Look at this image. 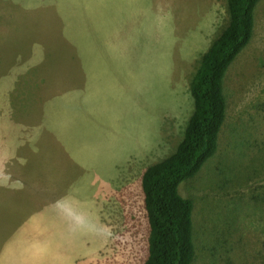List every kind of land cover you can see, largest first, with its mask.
<instances>
[{
    "label": "rangeland",
    "instance_id": "1",
    "mask_svg": "<svg viewBox=\"0 0 264 264\" xmlns=\"http://www.w3.org/2000/svg\"><path fill=\"white\" fill-rule=\"evenodd\" d=\"M256 7L224 78L217 151L178 186L193 203L194 264H211L209 247L264 264V213L234 199L264 187V0ZM226 19L225 0H0V264L143 263L141 172L181 139L189 81ZM47 220L68 224L65 242Z\"/></svg>",
    "mask_w": 264,
    "mask_h": 264
},
{
    "label": "trees",
    "instance_id": "2",
    "mask_svg": "<svg viewBox=\"0 0 264 264\" xmlns=\"http://www.w3.org/2000/svg\"><path fill=\"white\" fill-rule=\"evenodd\" d=\"M259 1L225 0L227 19L198 58L189 81L192 110L182 137L171 153L141 172L140 190L147 225L142 264L195 263L193 203L179 194L178 186L194 177L217 151L228 109L224 78L253 37ZM234 199H243L252 212L261 211L259 217H262L264 187L252 189L246 195L238 194ZM228 253L209 247L206 257L211 264L219 263L220 259L221 264H235L229 261Z\"/></svg>",
    "mask_w": 264,
    "mask_h": 264
},
{
    "label": "crops",
    "instance_id": "3",
    "mask_svg": "<svg viewBox=\"0 0 264 264\" xmlns=\"http://www.w3.org/2000/svg\"><path fill=\"white\" fill-rule=\"evenodd\" d=\"M170 3H171V1H170ZM147 11L148 12H150V13H152V7H150V6H147ZM102 49H100L99 51H101ZM89 52H90V54H97V52H99V51H96V49H94V48H90L89 50H88ZM97 57V56H96ZM97 59L99 60V62L98 63H96V64H91L90 66H89V70H92L90 73H89V75H90V77L91 78H93L94 76H101L102 77V56H98L97 57ZM84 70H86V69H84ZM93 71H96V73H95V75L92 73ZM56 115H57V111H56ZM64 211H66V216H67V218L68 219H70L71 217H72V214H70V212H69V210H67V208L66 207H64ZM76 218V217H75ZM49 223V226H52V227H54V231H57V232H59V233H62V235H59L58 236V240L60 241V242H65L66 240H67V236H66V234H65V231H66V229L68 228V224H66V223H63V225L61 224V225H56V223H52L53 222V220H47ZM82 226H86L84 223H83V225ZM11 237H12V235H10ZM9 239V238H8ZM10 241H11V239H9ZM15 243H18V239H17V235H15V237H13V239H12ZM19 245V244H18ZM28 246H35V244L34 243H31L30 245H28ZM28 246H26V245H19V247H21V248H23L24 250H25V252H26V254H28V257L30 258V256H32V257H34V255L36 254V253H41V251L40 250H32V248H30V247H28ZM76 246H78V247H82V250H83V252H85V249L87 248V247H89L90 246V239H85L84 238V240H79L78 242H77V244H76ZM32 253V254H31Z\"/></svg>",
    "mask_w": 264,
    "mask_h": 264
}]
</instances>
